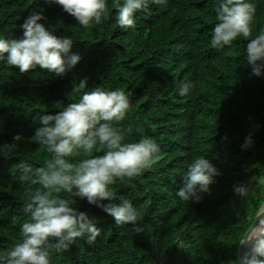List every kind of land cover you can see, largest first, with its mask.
Masks as SVG:
<instances>
[{
  "label": "trees",
  "instance_id": "trees-1",
  "mask_svg": "<svg viewBox=\"0 0 264 264\" xmlns=\"http://www.w3.org/2000/svg\"><path fill=\"white\" fill-rule=\"evenodd\" d=\"M215 2L168 0L138 12L135 28L124 30L115 22L117 0H107V21L88 28L45 0H0V36L21 39L24 18L39 10L47 18L41 23L56 35L75 38L72 51L81 56L59 77L38 66L21 74L0 63V144L8 145L0 154V253L19 242L28 219L24 207L35 186L22 163L35 170L48 158L27 138L40 114L76 102L73 85L87 79L86 91H125L130 109L116 126L126 142L151 137L159 152L137 177L110 186L116 202L133 203L138 224L117 226L77 198L75 207L98 218L101 235L91 244L77 238L66 250L50 248L51 264H237L241 234L264 203V76L253 75L244 62L243 38L221 51L212 47ZM250 2L255 36L264 30V0ZM177 83H189V92L179 95ZM16 134L25 139L13 141ZM249 136L253 144L242 150ZM200 156L221 175L199 203L182 201L176 191L186 165ZM241 181L250 182L246 198L233 193ZM54 195L71 198L63 191Z\"/></svg>",
  "mask_w": 264,
  "mask_h": 264
},
{
  "label": "clouds",
  "instance_id": "clouds-1",
  "mask_svg": "<svg viewBox=\"0 0 264 264\" xmlns=\"http://www.w3.org/2000/svg\"><path fill=\"white\" fill-rule=\"evenodd\" d=\"M168 0H117L116 24L124 30L136 26V14L147 12L152 5L166 6ZM49 6H60L83 28L99 27L109 19L107 0H45ZM215 20L210 43L221 51L238 38L247 41L244 62L255 76H264V30L252 36V21L256 9L250 0H216ZM42 11L33 10L20 25L21 39L0 36V63L28 73L37 66L59 77L70 72L81 60L72 51L75 38L58 36L46 27ZM251 37V38H250ZM87 79L74 84L71 94L76 102L67 103L55 112L39 115V126L27 140L42 145L48 154L43 166L33 170L28 162L21 167L25 177L35 186L28 194L24 212L26 222L20 226V239L0 253V264H51L50 248L66 250L77 238L91 244L101 235L98 218L75 207L76 199L100 209L114 220L115 225H137V209L128 200L116 202L110 186L117 181L127 182L151 167L159 145L145 135L135 141H125L116 126L124 121L130 109V98L121 89H87ZM179 95L189 92V83L176 84ZM25 138L16 134L13 141ZM246 137L242 150L251 147ZM7 144H0V154ZM95 153H102L95 155ZM83 158H80V157ZM221 175L216 165L204 156L186 165L182 185L176 196L182 201L199 203L210 185ZM264 184V181H261ZM63 191L71 198L54 195ZM249 181L237 182L233 193L240 198L250 195ZM260 212L256 213L259 216ZM240 244L248 245L242 264H264V219L249 224L241 234Z\"/></svg>",
  "mask_w": 264,
  "mask_h": 264
},
{
  "label": "water",
  "instance_id": "water-1",
  "mask_svg": "<svg viewBox=\"0 0 264 264\" xmlns=\"http://www.w3.org/2000/svg\"><path fill=\"white\" fill-rule=\"evenodd\" d=\"M260 215L255 217V223L258 224L260 219H264V203L259 209ZM175 250V245L173 246L172 252ZM248 251V245L244 244L239 246L238 249V259L237 264H242V258L244 254Z\"/></svg>",
  "mask_w": 264,
  "mask_h": 264
},
{
  "label": "bare ground",
  "instance_id": "bare-ground-1",
  "mask_svg": "<svg viewBox=\"0 0 264 264\" xmlns=\"http://www.w3.org/2000/svg\"><path fill=\"white\" fill-rule=\"evenodd\" d=\"M132 125V124H131Z\"/></svg>",
  "mask_w": 264,
  "mask_h": 264
}]
</instances>
